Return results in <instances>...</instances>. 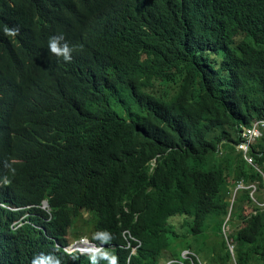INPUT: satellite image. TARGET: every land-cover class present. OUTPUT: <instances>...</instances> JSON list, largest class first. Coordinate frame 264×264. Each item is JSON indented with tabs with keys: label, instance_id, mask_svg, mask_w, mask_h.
<instances>
[{
	"label": "trees",
	"instance_id": "obj_1",
	"mask_svg": "<svg viewBox=\"0 0 264 264\" xmlns=\"http://www.w3.org/2000/svg\"><path fill=\"white\" fill-rule=\"evenodd\" d=\"M0 94V203L21 210L0 209V264H264V209L244 190L229 211L238 181L264 203L263 145L235 150L264 120V0H0ZM228 214L236 262L206 235ZM83 235L114 253L55 246Z\"/></svg>",
	"mask_w": 264,
	"mask_h": 264
},
{
	"label": "clouds",
	"instance_id": "obj_2",
	"mask_svg": "<svg viewBox=\"0 0 264 264\" xmlns=\"http://www.w3.org/2000/svg\"><path fill=\"white\" fill-rule=\"evenodd\" d=\"M95 2H99V0H95ZM130 20V19H129ZM116 22V20H115ZM116 24V23H115ZM117 24L119 25H122V24H125V25H129V22L128 20L124 17L122 19H120ZM4 33L6 35H9V36H15L18 34V29H9L7 26L4 27L3 29ZM48 49L49 51L54 54L55 56L57 57H63V59L65 61H68L70 62L71 61V52H72V49L69 47L68 43L65 42V37L63 34H60V35H57V36H53V37H50L49 38V41H48ZM3 87V92L5 93V95L8 97H10L11 99V102L13 104H16V105H21V106H24V107H27L29 109H31L32 111L34 110V108L38 109L39 111V108L38 106L35 105L36 101L38 98H35V97H29L28 96H23V97H20L18 96L15 91H12L11 87H9L8 85H5V86H2ZM2 96V94H0ZM73 99V97L71 98ZM236 150V149H235ZM237 152V151H236ZM239 153V152H238ZM241 154V153H240ZM12 164L14 165H18L21 163V161H16V160H13L11 161ZM240 181H238L233 187H232V191H231V194L229 195V209H232V206L234 204V200H235V196L238 195V193L240 191H244L243 190H239L237 191L235 194H233V191H234V188L236 187V185L239 183ZM243 182V181H242ZM244 183V182H243ZM253 184V183H251ZM244 185H246L244 183ZM248 186V185H246ZM249 191V190H248ZM231 196V197H230ZM251 200H252V197L250 196ZM253 201V200H252ZM43 207L42 209L45 211V212H49L48 210V203L46 201H44L42 203ZM256 206L260 209H263V207H260L261 205H257ZM0 209H3V210H7V211H10V212H19L21 211L20 209H15V208H12V207H9L5 204H1L0 203ZM253 214V213H252ZM87 215V214H86ZM88 216V215H87ZM87 216H84V217H87ZM24 219V218H23ZM21 219V221L23 220ZM19 222L17 223H13V226H16L18 225ZM89 238V237H88ZM130 239L136 241L135 239H133L132 237H129ZM224 240H226V237H223ZM86 242L83 241L82 238H79V239H76V240H73V241H70L69 244H67L65 247H61L58 243H55V246L56 248H60L62 249L65 253H68V254H72V253H77L81 256H88V257H91V256H94V255H98L103 249L105 248H108L109 249V252L110 253H114L113 250L115 248V246L112 245V243H108V246H105V245H100L98 243H94L92 242L90 239H87L85 238ZM233 242V241H232ZM228 246V245H227ZM130 246H127L126 248H129ZM229 247V250H230V245L228 246ZM131 249V254H134L135 253V250H136V247L133 246V247H130ZM234 249V252L232 250H230L232 253V257L234 259V261L236 262V254H235V248ZM189 253V252H187ZM183 257H187V255H182ZM32 264H59V259L56 258V257H53L51 255H48V256H45V255H39V256H36L33 258L32 260Z\"/></svg>",
	"mask_w": 264,
	"mask_h": 264
},
{
	"label": "built area",
	"instance_id": "obj_3",
	"mask_svg": "<svg viewBox=\"0 0 264 264\" xmlns=\"http://www.w3.org/2000/svg\"><path fill=\"white\" fill-rule=\"evenodd\" d=\"M264 132V120H254L250 126L241 127L239 132L240 141L235 145V149L237 152L241 153L242 158L246 161L247 164H253V158L250 155L252 146L262 137ZM255 183L250 184L248 186L244 185L242 181H240L236 187L234 188L233 194H235L239 190H249L250 196L252 197V193H255Z\"/></svg>",
	"mask_w": 264,
	"mask_h": 264
},
{
	"label": "rangeland",
	"instance_id": "obj_4",
	"mask_svg": "<svg viewBox=\"0 0 264 264\" xmlns=\"http://www.w3.org/2000/svg\"><path fill=\"white\" fill-rule=\"evenodd\" d=\"M258 142H261V145H263L262 147H264V132H263V135H262V138L260 137L259 138V140L257 141V143ZM256 143V144H257ZM255 144V145H256ZM253 166H254V164H252ZM256 167V166H255ZM250 185V184H249ZM255 185V188H256V191H255V193H252V200H253V203L256 205H261L260 207H263V209H264V203L263 204H260V202H258V196H259V193H258V188H257V184L255 183L254 184ZM231 186V184H229V187ZM231 189H230V194H231V191H232V187H230ZM250 192V191H249ZM250 194V193H249ZM231 197V196H230ZM236 197V196H235ZM231 210L232 209H229V211L231 212ZM240 212L245 216V219L247 220L248 218H247V216H248V214L250 213V210L248 209V207L246 208V207H242V209L240 210ZM237 213H239V211H236L234 214H237ZM229 219H230V216H229V214H228V216H227V218L226 219H224V222H223V225H222V229H223V237H226V242H227V245L229 246L230 245V250H232L233 252H234V245H233V243H232V238H231V235H232V231H233V229L235 228V227H233V226H231V225H229V223H227L228 221H229ZM233 222H234V224L235 225H241V223H240V221H235V220H233ZM86 225H88V227H90V223H88V219H86V217H82V218H79L78 220H76L75 222H74V226L75 227H79V228H82V229H84V230H86L88 227H86ZM216 231H218V229H216ZM209 238L211 237L212 239H214V240H222L223 239V241H225L224 240V238L221 236V235H216L215 234V236H213L212 235V233H210L209 231H208V233L206 234ZM82 239H83V241H85L86 242V240H85V238H87V239H90V238H88V236L87 235H83L82 237H81ZM188 251L187 250H181V254L182 255H187L188 253H187ZM169 261H171V260H169ZM161 264H167L166 262H161Z\"/></svg>",
	"mask_w": 264,
	"mask_h": 264
},
{
	"label": "bare ground",
	"instance_id": "obj_5",
	"mask_svg": "<svg viewBox=\"0 0 264 264\" xmlns=\"http://www.w3.org/2000/svg\"><path fill=\"white\" fill-rule=\"evenodd\" d=\"M6 48H7V46H6ZM78 48V47H77ZM11 49V48H10ZM17 50V49H16ZM6 51V50H5ZM11 51V50H10ZM7 52V51H6ZM16 52V51H15ZM17 53V52H16ZM91 261V260H90Z\"/></svg>",
	"mask_w": 264,
	"mask_h": 264
}]
</instances>
